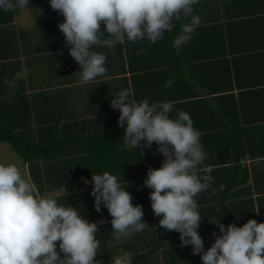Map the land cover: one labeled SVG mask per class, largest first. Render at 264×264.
Here are the masks:
<instances>
[{
    "label": "crops",
    "instance_id": "crops-1",
    "mask_svg": "<svg viewBox=\"0 0 264 264\" xmlns=\"http://www.w3.org/2000/svg\"><path fill=\"white\" fill-rule=\"evenodd\" d=\"M208 1L205 8H200V1L194 6L195 13L201 16V24L191 40L181 47L183 51L179 49L180 61L174 59L170 41L175 32V38L180 34L181 25L187 19L175 22L173 31L155 44L144 39L129 42L126 47L125 39L111 50L95 46V51L107 57L106 73L86 84L81 83L80 67L69 53L57 57L50 51V44L36 28L30 11H20L16 16L15 24L22 33L15 47L20 65L13 80H4L8 82L5 91L11 96L20 91L28 97L31 133L36 139L66 141L50 159L39 163L44 186L39 196L63 198L60 204L76 207L87 220L106 221L97 233L98 259L114 260L122 250L143 249L156 251L147 264H167L169 258L164 254L172 255L181 247L178 233L159 226V217L153 215L149 200L151 190L143 183L149 168L160 167L162 155L156 151L155 143L151 148L126 147L122 138L124 129L117 125L119 110L110 107V100L123 89H130L138 102L147 98L152 103L154 88L162 91L171 87V96L178 103H182V98L192 97L188 102L192 103L194 114L190 116L194 127L201 132L206 154L198 174L210 175L213 180L211 187L196 198L198 208L206 209L200 212L205 219L198 230L204 243L214 242L213 233L219 235L208 219L222 217L221 223L225 226L233 223L238 227L249 219L264 222V45L261 44L264 40L258 34L228 37L231 28L225 26L217 34L216 3ZM128 55L132 58L130 64ZM176 73L182 79L174 82ZM163 94L160 98L169 96ZM50 120L53 127L41 132V127ZM98 128L109 130L115 145L125 155L126 162L111 163L115 170L112 174L121 175L129 185L126 191L131 193L133 205H142V219L149 226L123 244L116 243L107 210L102 206L101 212H96L90 195L91 175L109 170L108 163L104 160H99L102 165L95 163L86 156L85 143L71 141ZM138 154L142 163L137 161ZM147 156L151 157L150 161ZM98 167L102 170L98 171Z\"/></svg>",
    "mask_w": 264,
    "mask_h": 264
},
{
    "label": "clouds",
    "instance_id": "clouds-1",
    "mask_svg": "<svg viewBox=\"0 0 264 264\" xmlns=\"http://www.w3.org/2000/svg\"><path fill=\"white\" fill-rule=\"evenodd\" d=\"M48 3L64 18L58 28L85 84L106 73L107 57L95 51V46L111 50L125 39L132 43L147 39L155 44L173 31L175 22L187 19L173 42L179 50L201 24L194 7L199 0ZM29 6V0H0V11H23ZM110 107L119 110L117 125L124 129L126 147L151 148L155 143L163 157L160 167L149 168L143 181L151 190L149 200L159 226L178 233L181 246H191V253L200 256L201 264H264V222L254 219L239 227L233 223L225 226L222 217L208 219L219 235L213 233L214 242L204 248L198 230L205 218L196 198L211 187L213 180L210 175L198 174L206 154L201 132L194 127L190 114L179 110L173 117L172 102L149 103L147 98L138 102L130 89L119 91L110 100ZM90 183L93 207L98 213L102 206L107 210L117 244L149 227L142 219V205H133L131 193L126 191L129 185L121 175L105 171L91 175ZM105 223L103 219L91 222L76 207L64 206L55 198L36 196L18 163L0 162V264H102L94 258L100 252L99 226ZM113 264H133L132 256L122 250Z\"/></svg>",
    "mask_w": 264,
    "mask_h": 264
},
{
    "label": "trees",
    "instance_id": "trees-1",
    "mask_svg": "<svg viewBox=\"0 0 264 264\" xmlns=\"http://www.w3.org/2000/svg\"><path fill=\"white\" fill-rule=\"evenodd\" d=\"M199 1L200 8H205V4H209L208 0ZM29 3L30 6L25 10L31 12L37 23L36 28L40 30L42 34L44 33V37H46L45 40H48L47 43L50 44V51H53L57 57L67 54L68 50L65 47L63 34L58 28V24L63 22V16L58 11L51 9L48 0H29ZM215 3L217 14L215 19L217 24L215 25H217V34L221 33L225 26L227 29L231 28V30L227 32L228 37L232 36L233 38L236 35V37H238L241 33L248 35L258 34L260 37L262 36L264 40V0H215ZM18 12H20V10L0 11V141L9 144L12 151L22 160L23 164L27 167L30 179L37 188L38 194L41 195L44 186L41 179L42 171L39 163L41 160L50 159L55 152H58V150L61 149V146L65 144L66 141H60L57 139L59 141L54 143L43 137L36 139L33 136V133H31L32 122L28 97L20 94V91H16L13 96L5 91V88L7 87L6 83L10 82V79L13 80L18 70V66L20 65L18 55L15 53V47L18 46L17 39L19 34H22L15 24ZM103 27L104 25L101 22V29H103ZM175 33L171 37L172 40L170 41L171 44L169 49L174 55H176L174 56V59L180 61L182 58L180 52L183 50L180 48V51L173 47ZM233 44L235 47L236 43ZM261 44L264 45V41ZM129 45V42L126 41L125 46L129 47ZM118 46H120V43H118ZM59 51L62 52L59 53ZM128 60L130 64L132 58L129 55ZM164 67L166 68L167 66ZM174 78V82H176L181 80L182 76H180L179 73H176ZM5 79H7L8 82H5ZM146 82L148 83V81ZM171 91H173L171 87L170 89L162 91L160 88H154V91H152L153 102H172L174 108L171 115L176 114V111L179 110L194 114V109L191 107L192 103L188 102L192 97L182 98L180 99V102L182 103H178V101H175L176 97L171 96ZM162 93L168 94L169 96L167 98H165V96L160 98ZM52 123L53 122L50 120L49 124H46L45 126L42 124L44 127H41L40 131L45 133L46 130H50V128L53 127ZM233 129H235V127ZM71 141H74L77 144H80L81 142L85 143L88 152L86 156L97 164H101L99 162L102 161L99 160H104V162L108 163L106 164L109 169L106 170L108 172L113 173L114 168L111 163L114 160H123L126 162L125 155L115 145L114 138L111 136L109 130L103 131L99 128L96 130L94 129V131L73 138ZM138 153L140 154L139 151ZM139 154L137 155V161L142 163V157ZM147 159L150 161L151 157L147 156ZM149 161L147 162L149 163ZM97 170L101 171L102 169L98 167ZM56 200L58 203H62L63 198ZM205 210L206 209L202 208L199 209V212ZM212 243L213 242L207 244L204 243V248L207 249ZM176 250L177 252L172 255L164 254L165 257L169 258V263L167 264H192V261H194V264H201L200 256L191 253V246L177 247ZM155 252V250L144 251L143 249H139L130 251L129 253L132 256L133 264H147L148 258ZM94 259L101 261L102 264H113V259L102 260L98 259V257H95Z\"/></svg>",
    "mask_w": 264,
    "mask_h": 264
},
{
    "label": "rangeland",
    "instance_id": "rangeland-1",
    "mask_svg": "<svg viewBox=\"0 0 264 264\" xmlns=\"http://www.w3.org/2000/svg\"><path fill=\"white\" fill-rule=\"evenodd\" d=\"M25 12V11H24ZM0 162L2 163H18L22 169V173L33 185L36 196L40 197L35 184L29 177L27 167L23 164L22 160L18 157L15 152L12 151L9 144L0 141Z\"/></svg>",
    "mask_w": 264,
    "mask_h": 264
}]
</instances>
